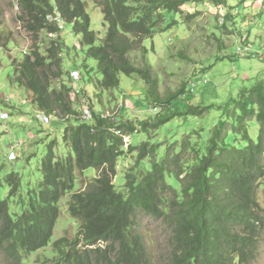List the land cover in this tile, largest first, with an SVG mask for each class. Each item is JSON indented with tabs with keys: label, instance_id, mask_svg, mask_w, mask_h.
Instances as JSON below:
<instances>
[{
	"label": "trees",
	"instance_id": "16d2710c",
	"mask_svg": "<svg viewBox=\"0 0 264 264\" xmlns=\"http://www.w3.org/2000/svg\"><path fill=\"white\" fill-rule=\"evenodd\" d=\"M202 1L95 0L108 25L98 43L81 0H20L33 43L30 53L12 64L13 81L31 93L40 111L61 119L74 118L75 123L63 133L68 154L59 158L50 145L41 162L37 196L30 197L27 208L12 215L7 199L0 198V257L5 264H24L25 255L50 243L60 199L74 189L75 171L82 173L88 168L98 170L99 175L84 191L73 193L69 202V213L79 222V230L74 239L53 243L57 254L53 264H151L143 235L135 225L138 212L161 220L170 232L169 264H253L260 230L264 229L255 196L258 181L264 177V81L243 90L225 106L224 119L214 126L204 154L196 153L195 162L185 168L181 152L175 153L171 146L160 161L153 159L157 145L148 148L145 142L124 149L123 137L138 131L134 124L117 126L95 113L94 124L82 122L70 101L71 88L64 83L53 87L54 81L66 75L60 27L46 20L56 13L80 36L85 58L96 62L101 76L94 83L97 91L117 89L121 75L137 77L159 102L150 66L146 62L135 66L129 55L163 23V12L179 13L185 4ZM41 32L57 35L44 52L38 46ZM197 108L178 115L198 116L202 109ZM172 119L160 116L153 124L140 123L139 128L145 133L148 127L159 130ZM253 126L257 127L254 135L250 134ZM131 151H137V162L150 158V170L140 180L135 174H126V192L120 191L113 182L116 163ZM169 174L177 178L179 190L167 184ZM4 183L10 188L8 198L21 188L14 173L8 174Z\"/></svg>",
	"mask_w": 264,
	"mask_h": 264
},
{
	"label": "rangeland",
	"instance_id": "374dc122",
	"mask_svg": "<svg viewBox=\"0 0 264 264\" xmlns=\"http://www.w3.org/2000/svg\"><path fill=\"white\" fill-rule=\"evenodd\" d=\"M19 2L0 0V198L7 199L10 213L16 216L27 208L30 197L37 196L42 181L41 162L50 145L53 144L57 157L68 154L63 133L68 125L75 123L74 118L61 119L40 111L33 104L31 93L13 81L12 64L29 54L33 43L31 33L25 28L27 19H24ZM81 2L99 43L108 28L101 7L95 0ZM59 27L62 68L66 75L54 81L53 87L64 83L71 88L70 101L76 116L79 102L73 85L89 99L95 114L105 116L114 125L130 122L138 129L123 137L124 149L145 142L148 148L157 145L153 159L160 161L171 146L175 153L181 152L182 168L195 162L196 153L204 154L214 126L224 119L225 106L238 99L243 90L248 91L264 81V0H222L217 4L204 0L185 4L179 13L163 12V23H159L151 37L144 39L129 55L135 66L142 67L145 62L150 66L159 102L153 100L148 86L137 77L121 75L117 89L97 91L94 83L101 76L96 62L85 58L80 36L73 34L70 25L62 23ZM56 37L41 32L38 41L41 52ZM173 96L177 98L171 100ZM165 101L170 103L163 105ZM193 107L202 109L201 114L178 115ZM208 107L211 108L204 110ZM4 114L7 117L2 118ZM160 116L173 119L159 130L148 127L146 133L140 131V123L153 124ZM256 130L257 127H251L250 134L254 135ZM183 144H186L185 149ZM151 161L146 158L137 162V151L118 159L116 176H113L116 188L126 192V174H135L140 180L150 170ZM10 173L17 175L21 188L8 198L10 188L4 179ZM98 175L99 171L93 168L82 173L75 171L74 189L58 203L59 217L50 243L25 255L24 264H53L57 259L53 243L62 238H75L79 222L69 213L71 196L84 191ZM166 182L179 190V182L173 174L166 176ZM255 196L264 216V177L258 181ZM135 225L143 235L151 264H169L171 234L163 222L138 212ZM259 238L260 246L253 264H264V229L260 230ZM0 264H5L2 257Z\"/></svg>",
	"mask_w": 264,
	"mask_h": 264
},
{
	"label": "built area",
	"instance_id": "2783aa9c",
	"mask_svg": "<svg viewBox=\"0 0 264 264\" xmlns=\"http://www.w3.org/2000/svg\"><path fill=\"white\" fill-rule=\"evenodd\" d=\"M58 16V17H57ZM47 19L52 22L51 20H54L59 26L62 24V20L60 19V16L55 13L54 18L49 15L47 16ZM74 90V94L77 96V100L79 102L78 105V116H76L77 119H79L82 122L88 123V124H94L95 123V116L94 112L91 109V104L89 102V99L84 95V93L81 91V89L78 86L73 85L72 86ZM156 110V109H155ZM7 117V115H3L2 118ZM39 117V116H37ZM101 118H106L105 116H101Z\"/></svg>",
	"mask_w": 264,
	"mask_h": 264
},
{
	"label": "bare ground",
	"instance_id": "6f19581e",
	"mask_svg": "<svg viewBox=\"0 0 264 264\" xmlns=\"http://www.w3.org/2000/svg\"><path fill=\"white\" fill-rule=\"evenodd\" d=\"M54 18V17H53ZM246 48V47H245ZM243 51V50H242ZM245 52V51H244ZM246 54V53H245ZM154 108V107H153ZM157 110V109H156ZM101 114V113H100Z\"/></svg>",
	"mask_w": 264,
	"mask_h": 264
}]
</instances>
